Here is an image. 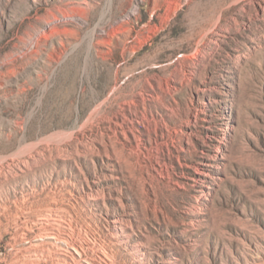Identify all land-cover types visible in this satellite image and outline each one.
<instances>
[{
    "label": "rangeland",
    "instance_id": "obj_1",
    "mask_svg": "<svg viewBox=\"0 0 264 264\" xmlns=\"http://www.w3.org/2000/svg\"><path fill=\"white\" fill-rule=\"evenodd\" d=\"M0 264H264V0H0Z\"/></svg>",
    "mask_w": 264,
    "mask_h": 264
},
{
    "label": "bare ground",
    "instance_id": "obj_2",
    "mask_svg": "<svg viewBox=\"0 0 264 264\" xmlns=\"http://www.w3.org/2000/svg\"><path fill=\"white\" fill-rule=\"evenodd\" d=\"M45 230H48V233H49V234H52V235L54 234V229L51 228V227H50V228H46ZM62 242L67 244V241H65V239L62 240Z\"/></svg>",
    "mask_w": 264,
    "mask_h": 264
}]
</instances>
